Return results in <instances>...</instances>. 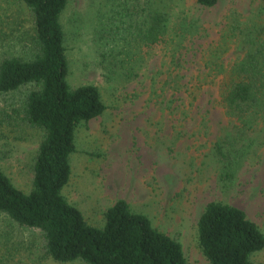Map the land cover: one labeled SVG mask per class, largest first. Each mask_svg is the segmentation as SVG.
Returning <instances> with one entry per match:
<instances>
[{
  "label": "rangeland",
  "instance_id": "374dc122",
  "mask_svg": "<svg viewBox=\"0 0 264 264\" xmlns=\"http://www.w3.org/2000/svg\"><path fill=\"white\" fill-rule=\"evenodd\" d=\"M152 10L167 15V42L145 50L136 34ZM60 23L68 84L96 85L106 104L101 115L76 126L62 189L87 222L102 226L105 209L122 198L176 238L189 264H210L197 240V220L209 201L242 208L264 232V146L244 158L228 189L211 154L231 124L219 102V79L264 40V0H218L210 7L193 0H68ZM31 28L20 0H0V58L25 51ZM0 119V170L29 191L43 132L16 114ZM257 126L253 134L264 135V116ZM251 259L264 264V248ZM0 264L61 263L43 255L37 233L0 219Z\"/></svg>",
  "mask_w": 264,
  "mask_h": 264
},
{
  "label": "trees",
  "instance_id": "16d2710c",
  "mask_svg": "<svg viewBox=\"0 0 264 264\" xmlns=\"http://www.w3.org/2000/svg\"><path fill=\"white\" fill-rule=\"evenodd\" d=\"M20 1L32 28L25 51L1 55L0 113L16 114L43 135L33 159L29 191L16 187L0 170V219L37 233L43 255L61 264H189L181 243L124 199L108 206L103 225L95 226L63 195L70 176L69 157L75 150V128L101 115L106 104L96 85L71 87L67 82L60 15L68 0ZM193 1L210 7L218 0ZM142 25L136 40L143 49L167 42L164 12L149 11ZM189 94L195 98L194 92ZM218 96L231 124L212 143L211 154L218 164L217 179L228 189L244 158L264 146V135L253 134L264 116V40L219 79ZM197 240L210 264H259L251 256L264 248L261 228L242 208L222 201L205 204L197 220Z\"/></svg>",
  "mask_w": 264,
  "mask_h": 264
}]
</instances>
